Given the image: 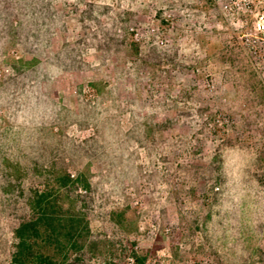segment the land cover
Returning a JSON list of instances; mask_svg holds the SVG:
<instances>
[{"label":"rangeland","instance_id":"obj_1","mask_svg":"<svg viewBox=\"0 0 264 264\" xmlns=\"http://www.w3.org/2000/svg\"><path fill=\"white\" fill-rule=\"evenodd\" d=\"M263 8L0 0V264L64 172L89 264H264Z\"/></svg>","mask_w":264,"mask_h":264},{"label":"trees","instance_id":"obj_2","mask_svg":"<svg viewBox=\"0 0 264 264\" xmlns=\"http://www.w3.org/2000/svg\"><path fill=\"white\" fill-rule=\"evenodd\" d=\"M80 185L90 188L87 180L64 172L53 185L31 188L29 215L15 229L12 264H89L85 252L96 241L86 213L69 193Z\"/></svg>","mask_w":264,"mask_h":264},{"label":"built area","instance_id":"obj_3","mask_svg":"<svg viewBox=\"0 0 264 264\" xmlns=\"http://www.w3.org/2000/svg\"><path fill=\"white\" fill-rule=\"evenodd\" d=\"M254 29H255V36L258 39H260L262 43H264V8L258 11L255 16Z\"/></svg>","mask_w":264,"mask_h":264}]
</instances>
